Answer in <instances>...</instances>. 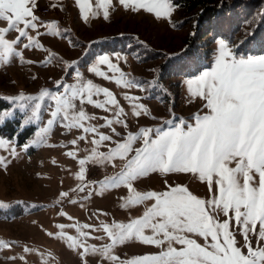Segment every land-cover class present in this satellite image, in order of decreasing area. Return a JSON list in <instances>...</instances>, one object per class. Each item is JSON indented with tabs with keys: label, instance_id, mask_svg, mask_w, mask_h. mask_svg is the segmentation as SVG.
<instances>
[{
	"label": "snow or ice",
	"instance_id": "1",
	"mask_svg": "<svg viewBox=\"0 0 264 264\" xmlns=\"http://www.w3.org/2000/svg\"><path fill=\"white\" fill-rule=\"evenodd\" d=\"M76 3L85 22L90 16L99 17V9L108 20L109 10L113 8V0H97L96 10L91 0H76ZM118 3L126 10L137 13L143 10L154 14L157 20L169 22L177 7L174 0H118ZM36 10L37 0H0V21L6 23L0 27V67L18 59L43 67L59 64L63 72L61 79L54 82V90L42 88L37 94L21 92L7 98L20 102L17 106L26 114V126L40 125L22 150L27 152L30 147L45 145L67 148L64 155L78 159L79 164L75 174L79 183L71 192H87L84 199H90L94 192L102 196L106 191L126 188L128 195L120 198V207L144 208L142 215L127 222L101 220L99 227L86 223L58 224V232L47 235L64 241L78 253L82 264H88L90 255L99 256L107 264H264V55L239 56L233 50L235 45L220 39L213 64L184 82L189 102L199 98L202 108L187 120L173 112L171 119H164L161 125L142 126L133 132L129 130V115L137 122L141 117L153 120L158 117L141 102L142 97L126 93L123 98L130 105L129 113L113 91L86 78L77 61L64 60L45 47L39 39L41 35L63 37L68 30L62 29L58 21L41 20ZM41 28L46 32L41 33ZM13 32L17 35L9 39ZM21 49H37L47 56L43 61L25 60ZM115 55L117 60L122 59L119 53ZM123 59L126 62V57ZM101 66H106L108 71ZM88 71L126 89L147 91L162 87L156 81L141 82L131 77L107 54L96 58ZM64 77H70L73 82L68 83ZM85 105L111 116L90 114ZM48 110H51L50 118L45 123L43 114ZM11 115L10 111L0 112V124ZM100 119L104 121L102 124L94 123ZM57 126H62L66 134L77 130L80 135L66 144H48ZM117 127L125 132L122 134ZM80 141L92 147L81 149ZM11 143L0 138V149L7 150L12 157L18 156ZM81 152L85 154L80 156ZM10 163V159L0 155V166L6 169ZM90 164H110L119 170L99 182H91L86 175ZM153 173L165 177L191 174L194 181L207 185L209 195L199 196L187 184H169L167 179L163 190H138L135 184ZM59 195L58 204L67 200L84 206L70 192ZM4 207L7 205L0 202V208ZM68 219L74 218L68 216ZM67 227L74 228L76 235L68 234ZM88 229L102 231L109 242L100 246L89 243ZM131 242L154 246L160 251L122 259L116 249ZM15 243L0 239V248H11ZM23 251L36 250L25 245ZM43 264H48L47 259Z\"/></svg>",
	"mask_w": 264,
	"mask_h": 264
},
{
	"label": "rangeland",
	"instance_id": "2",
	"mask_svg": "<svg viewBox=\"0 0 264 264\" xmlns=\"http://www.w3.org/2000/svg\"><path fill=\"white\" fill-rule=\"evenodd\" d=\"M204 1L205 4L220 5L237 0ZM91 2L94 10H96L97 0H91ZM174 3L177 7L172 15L171 22L164 19L157 20L154 14L146 13L143 10L138 13L130 9L126 10L119 5L118 0H113V8L109 10L110 17L108 20L103 18V10L99 9L101 13L99 17L93 18L90 16L89 20L85 22L82 19L76 0H37L36 15L41 20L45 22L58 21L62 29L68 30L63 37L41 35L39 39L45 47L63 57L64 60L77 61L79 70L83 75L113 91L121 106L129 113L131 111L130 105L123 98L124 95L127 93L143 98L141 102L147 105L152 114L158 119L141 117L137 122L135 117L129 115V130L135 132L142 126H159L164 119H171V113L173 112L176 117H183L187 120L203 106V102L199 98H196L195 102H189L190 98L184 82L193 75L164 73V71H160V64L171 55L185 49L188 45L196 43L202 48L206 65L198 70L197 74L213 64L218 41L220 39L227 40V38L224 36L212 37L210 34L200 37L198 29L204 27V23L199 21L201 9L188 10L183 5V1L176 3V0H174ZM53 4L56 7H52ZM258 9L259 12L264 9V2L260 3ZM253 17L250 20L243 21L240 29L234 32L233 38L229 41L231 45L236 46L233 49L235 52L239 42L250 34L259 19L258 17L254 21ZM172 23H175L176 27H172ZM4 26H6V23L0 21V27ZM40 32L44 33L46 29L41 28ZM127 32L134 37L136 42L147 48V53L139 54L136 52L127 55L119 53L122 59L117 60L115 54L118 52L94 55L90 54L87 51L88 49L86 50L87 45L95 39ZM32 34L36 35L35 32ZM16 35L13 32L8 38L12 39ZM21 50L25 60L43 61L47 56L46 53L37 49ZM105 54L109 55L113 63H117L131 77H135L141 82L156 81L162 87H153L147 91L138 88L126 89L90 73L88 69L96 58ZM248 55H264V52L239 56ZM85 57L89 58L86 62ZM124 57H126V62L123 59ZM101 67L102 70L108 71L106 66ZM62 75V66L59 64L43 67L39 63L27 64L17 59L7 66L0 67V100L7 103L6 106L0 108V112L10 111L12 115L8 118L18 116L20 121L24 122L26 114L17 106L20 102H13L7 98L16 96L21 92L37 94L42 88L54 90V82L61 79ZM109 75L111 76L112 73L109 72ZM33 76L37 79H32ZM64 78L68 83L73 82L70 77ZM99 98L103 99V97ZM85 108L90 114H95L98 117L111 116V113L89 105H85ZM50 111L48 110L43 114L45 123L50 118ZM103 122V119L94 121L97 125ZM33 125L35 126L33 133L21 145H16L15 141L4 138L12 142L11 146L16 148L17 153H19L18 156L12 157L7 150L0 149V155L11 160L6 169L0 166V202L7 205V207L0 208V215L8 213L12 205H19L17 216L11 219L0 218V239L16 242L11 248H0V264H43L45 259H47L48 264H82L81 257L76 251L69 249L64 241L50 237L47 233L58 232V224L86 223L99 227L101 220L108 223H111L113 219L127 222L130 218L142 215L144 208L138 206L130 210H124L120 207L122 203L120 198L128 195L126 188L109 190L102 196L94 192L90 199H84L87 192H71V189L79 183L75 178V174L79 171L78 159H72L64 155L69 149L62 147H48L45 145L30 147V151L29 149L27 152L23 151L22 146L33 139L40 126L38 124ZM117 130L122 134L125 132L121 127H117ZM101 131L108 132L109 130L101 129ZM78 135H80V132L77 130H73L71 134H66V130L62 126H57L48 144H66ZM114 139L118 138L114 137ZM90 147L92 145L85 141L79 143L81 149ZM101 151H107V149L101 148ZM84 154L81 152L80 156ZM53 160L56 161L55 164H53ZM120 163V161H117V164ZM118 170L119 168H113L110 164L106 166L90 164L87 166V180L99 182ZM165 179L168 180L169 184H187L190 190L199 196L207 197L209 195L207 185L194 181L191 174H174L165 177L159 173H153L140 179L135 186L141 191H160L165 188ZM66 191L70 192L73 199L81 201L84 206L81 207L79 203L71 204L67 200L59 204L56 203L60 199L59 194ZM88 191H91V189ZM65 212L67 215L62 216L61 213ZM94 213L100 214L97 216L93 215ZM102 213L108 215L105 216ZM68 216L74 219L69 220ZM65 231L70 235H76L74 228L67 227ZM88 231L91 232L89 243L100 246L109 242L102 231L94 229H88ZM95 237H103V239H96ZM237 239L243 244L241 236L238 235ZM253 244L255 245V238H253ZM25 245L36 251L25 253L23 251ZM159 251L160 249L154 246L131 242L118 247L116 254L121 256L122 259H129L133 256L154 254ZM22 256L25 259H21ZM12 257L16 258L12 259ZM87 260L88 264H107L106 261H101L99 256L90 255Z\"/></svg>",
	"mask_w": 264,
	"mask_h": 264
},
{
	"label": "trees",
	"instance_id": "3",
	"mask_svg": "<svg viewBox=\"0 0 264 264\" xmlns=\"http://www.w3.org/2000/svg\"><path fill=\"white\" fill-rule=\"evenodd\" d=\"M180 1H183V5L188 10L201 9L199 21L204 23V27L198 29L200 37L210 34L212 37L224 36L228 41H231L234 32L240 29L243 21L250 20L252 16H254L255 21L259 17L250 34L239 42L236 53L238 55H247L248 53L260 54L264 52V9L261 12L258 9L260 3L264 2V0H237L220 5L205 4L204 0H176V3ZM86 50L94 55L107 52H118L126 55L136 52L139 54L147 53V48L136 42L134 37L128 32L95 39L87 45ZM146 56L148 57L149 55ZM89 57L91 56L89 55ZM88 59V57H85V62ZM205 66L204 53L201 46L193 43L165 59L160 64V71L171 73L172 75L183 74L191 76ZM6 105L7 103L0 100V108ZM34 129L35 126L33 124L26 126L24 122L20 121L18 116H14L13 118H6L4 123L0 124V137L13 140L16 145H21L33 133ZM18 209V204L12 205L9 212L1 214L0 218H13L18 215Z\"/></svg>",
	"mask_w": 264,
	"mask_h": 264
}]
</instances>
